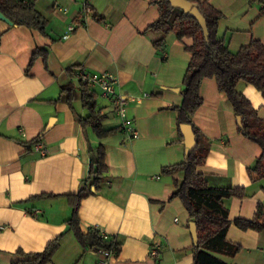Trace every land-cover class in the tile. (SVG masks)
<instances>
[{
	"label": "crops",
	"instance_id": "obj_1",
	"mask_svg": "<svg viewBox=\"0 0 264 264\" xmlns=\"http://www.w3.org/2000/svg\"><path fill=\"white\" fill-rule=\"evenodd\" d=\"M46 19V34L0 20V264L23 259L17 254L43 251L62 234L49 264H194L188 214L171 198L173 179L161 173L180 163L185 146L177 132L176 112L182 101V80L190 60L191 39L165 36L159 52L146 31L159 16L162 0H25ZM203 1V0H199ZM222 15L217 36L236 52L251 40L264 44V15L258 0H207ZM103 18L83 17L84 7ZM81 22V23H80ZM70 26H76L67 38ZM146 31V32H145ZM47 49L46 64L32 53ZM77 84V75L107 73L116 93L136 98L126 105L137 138L121 129L122 120L99 89L97 104L106 115L105 128L120 131L98 139L81 128L85 117L79 98L71 106L60 88ZM237 89L264 118V99L251 85ZM202 104L193 125L209 142L199 172L210 187L243 188V198L225 200L231 221L226 238L240 246L231 264H264V231H243L233 221L252 220L264 208V180H250L246 170L261 150L237 125L228 100L212 79L200 84ZM39 143L26 149L39 134ZM88 144L102 145L107 173L99 191L80 202L81 230L96 229L121 244L117 256L83 251L66 220L71 215L67 195L75 194L89 168ZM46 153L43 154V151ZM156 250V256L151 254Z\"/></svg>",
	"mask_w": 264,
	"mask_h": 264
},
{
	"label": "trees",
	"instance_id": "obj_2",
	"mask_svg": "<svg viewBox=\"0 0 264 264\" xmlns=\"http://www.w3.org/2000/svg\"><path fill=\"white\" fill-rule=\"evenodd\" d=\"M192 5L196 16L185 14L172 8L169 0L158 1V18L151 23L146 31L158 33L160 37L153 41L155 49L163 52L165 36L174 33L177 39H191V45L185 50L190 55L183 80L182 101L178 106L170 107L176 112L177 132L182 138L180 126L191 125L195 135L196 147L190 153H185L180 163L166 166L161 173L179 178L173 179L174 190L171 198H178L189 217L196 225L197 241L192 246L194 264H231L222 258H232L240 246L227 240L226 233L231 221L225 200L243 198V188H216L207 185L199 172L209 151V142L193 125L192 117L202 104L200 84L203 79L215 81L218 91L228 100L233 113L241 117L240 132L261 150L255 164L248 167L246 172L252 181L264 180V118L258 114L250 101L237 85L244 82L254 87L264 99V44L259 40H251L238 51L229 50L225 42L218 38L217 31L221 13L212 7L207 0H185ZM261 4L260 15H264V0ZM0 12L12 23V26H24L46 34V19L25 0H0ZM95 21L103 18L92 12ZM84 17V14L82 13ZM81 23V22H80ZM145 31V32H146ZM47 49H37L32 53L27 70L37 57L46 64ZM70 82L61 86L60 96L71 106L73 100L79 98L85 117H75V120L85 131L89 128L98 139H104L120 131L118 128H105L106 115L97 104V94L85 83L77 80L72 82L73 71L69 70ZM43 134L28 143H23L27 150L39 143ZM89 168L87 176L81 181L80 188L75 194L67 195L71 207V215L66 220L67 232H71L83 251L100 250L113 251L114 256L120 252L121 244L114 239L103 237L96 229L84 233L80 228L78 211L80 202L100 190L107 173L106 152L102 145L92 147L88 144ZM233 224L240 230L264 231V208L258 207L252 220L237 218ZM62 234L51 240L41 252L17 254L23 259L11 264H49L60 246Z\"/></svg>",
	"mask_w": 264,
	"mask_h": 264
},
{
	"label": "built area",
	"instance_id": "obj_3",
	"mask_svg": "<svg viewBox=\"0 0 264 264\" xmlns=\"http://www.w3.org/2000/svg\"><path fill=\"white\" fill-rule=\"evenodd\" d=\"M83 14L85 17L91 16L92 10L89 6L84 7ZM76 29V26H70L68 33L64 35L63 38H67L68 35ZM77 79L82 83H85L90 88H97L100 90L101 94L105 98H109L112 102V106L115 114L122 120L121 129L129 134V139L137 138V132L133 129L130 120L126 119V105L129 102L136 101V98L128 97L122 94L116 93L115 90V79L107 73H85L83 71L79 72ZM46 151H43V154ZM101 255L105 257H110L114 255L113 251H98ZM151 254L156 256L157 251L152 250Z\"/></svg>",
	"mask_w": 264,
	"mask_h": 264
},
{
	"label": "water",
	"instance_id": "obj_4",
	"mask_svg": "<svg viewBox=\"0 0 264 264\" xmlns=\"http://www.w3.org/2000/svg\"><path fill=\"white\" fill-rule=\"evenodd\" d=\"M170 6L172 8H177L183 11L185 14H190L191 16H196V11L192 8V5L185 0H169ZM0 20L6 22L11 25L12 23L0 12ZM237 125L239 128H242L241 117H237ZM181 135L183 138V144L185 146V153L192 152L196 147L195 135L192 130L191 125H181L180 126ZM190 233L193 238L194 243L197 241V232L196 225L194 222H191L190 225Z\"/></svg>",
	"mask_w": 264,
	"mask_h": 264
}]
</instances>
